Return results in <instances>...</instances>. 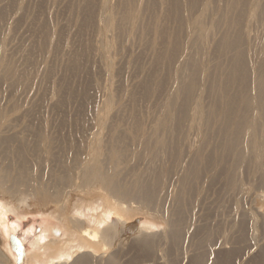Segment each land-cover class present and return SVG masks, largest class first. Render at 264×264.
Returning a JSON list of instances; mask_svg holds the SVG:
<instances>
[{
	"label": "rangeland",
	"instance_id": "rangeland-1",
	"mask_svg": "<svg viewBox=\"0 0 264 264\" xmlns=\"http://www.w3.org/2000/svg\"><path fill=\"white\" fill-rule=\"evenodd\" d=\"M249 1L0 0V204L14 226L7 237L0 223V264L76 246L89 250L83 264H264V96L254 70L264 0ZM203 5L209 48L196 26ZM226 13L253 115L215 104L211 91ZM241 119L230 149L228 122ZM94 164L115 191L81 183L78 171ZM46 224L64 229L35 255L30 243Z\"/></svg>",
	"mask_w": 264,
	"mask_h": 264
},
{
	"label": "bare ground",
	"instance_id": "bare-ground-1",
	"mask_svg": "<svg viewBox=\"0 0 264 264\" xmlns=\"http://www.w3.org/2000/svg\"><path fill=\"white\" fill-rule=\"evenodd\" d=\"M248 2L250 4L251 1L248 0ZM105 4H107V3H105ZM205 4H206V2H205ZM243 4H245V3H243ZM205 7L203 5L202 8H201V12L197 15L198 17H197V20H196V26L199 29L200 38H203L205 43H208V46L205 43L204 44L209 48L211 46V42H212V39L214 37H213V35L211 37V35H210V33H209L208 29H207L208 27L205 26L206 25L205 21L208 20L207 19L208 15H206L207 11H206ZM240 12H241V10H240ZM226 14H228V13H226ZM241 14H242V12H241ZM227 16H228V19H227L228 20V22H227L228 25H226V27H225L224 24H223V28L225 27L226 29L224 28V31L221 34L219 32L217 34L218 36L215 34V36H216L215 37V41L213 40L214 41V50L217 52V58H216V63H215L216 65H215L214 71L212 73L213 75L211 76L212 82L210 80V82H211L210 85L212 86L211 87V91L213 92V94L215 96L214 97L215 104H217L220 100L223 101L222 98H225L224 102L226 104L227 110L235 111L237 108L240 109L239 106H241V109H240V113H241L240 115L241 116L242 115H253L254 112H253V110H251V107H250L251 100H250L249 95H248V93L250 91L249 87L251 85H249V87H248V85L246 84V78L247 77L245 76V74H242L243 73V66H244V62L245 61H244V56H243V54H242V52L240 50L241 37L237 33H231L232 25H231V21H230V15L228 14ZM218 17H220V16H218ZM237 21L240 22L239 18H238ZM219 22H218V24H219ZM108 24H109V22H107V25ZM208 26H209V22H208ZM215 26H217V25L215 24ZM216 32H218V31H216ZM210 38H211V40H209ZM201 43L203 44V42H201ZM260 50H262V52L264 54V42H263L262 48ZM252 51H254V50H252ZM255 63H257V62H255ZM255 66H256V64H255ZM256 68L259 71V73H257L259 75H258V77H256V80H257V82H256V85H257L256 92L259 95L264 96V57L258 63L257 67H254V70ZM252 69H253V65H252L251 69H249V70H252ZM203 72H205V71L203 70ZM251 75H253V73H251ZM251 80H252L251 81L252 83L254 81H256L255 79L254 80L251 79ZM229 86H234V88H235V93L234 94H228ZM192 89H193L192 85H189L188 87H186L185 94H186L187 98H189V94L191 93L190 91ZM204 98H206V97H204ZM261 103L262 104H261V107H260V111H261V114H262V117H263V125H264V100ZM207 116H210V112L207 113ZM226 121H228V120H226ZM228 126L232 127V131L235 134V136H233V138H232L231 143L229 144V148L230 149H234L236 147V145L238 144V138L236 137V134L238 132H240V130H244V120L241 119L240 121H238V122H236L234 124L232 122H228ZM249 127H250V133L251 134L256 133V131L259 128V126L256 123L255 119H254V121L253 120L251 121ZM257 145H259L260 147L262 146V144H260L259 142H257ZM78 173H79L78 174L79 175L78 178L81 181V183H84V184H87V185H89L90 183H98V184H102L106 188L107 191H112V190L115 191V187L111 184V182L109 180V177H107L104 174H102V171L100 170L99 165L94 164L91 167H88L87 165H84L80 169V171H78ZM3 193L4 192H3L2 188H0V194H3ZM34 194H35V196H33L34 197L33 200H35L36 202L37 201H41L43 199L42 196L38 193V191H35ZM44 196H45V194H44ZM120 198H123V197L121 196ZM61 211H63V210H61ZM73 218L76 219V226H77V224H79L78 223L79 221H83L79 217H71V221L74 220ZM83 219H85V218H83ZM5 220H6L5 210H4L3 206L0 204V223H1L2 227H3V229H4V232L7 235V237H9V233L12 230V227H14V226L13 225L10 226L9 224H7V222ZM139 227H141V225H139L138 228ZM53 231L55 233L57 232L55 229H53ZM82 231L84 232L85 235L88 236L87 238H89L90 240H97V238L99 237L98 236V231L95 230V229L90 230V229L85 227ZM29 233L31 234L32 232L29 231ZM110 234H111V232L109 230H107L105 232V234H104L105 235V239L108 240V238L110 237ZM44 237H45L44 236V231H42L40 234L35 235L34 241L31 242V244L34 245V246H37V244L40 241H42ZM105 239L103 238V240H105ZM77 250H79V248H77V246H76V250L75 251H77ZM75 251L73 250L71 252L70 250H67L62 256L53 257V259H51L46 264H59L60 262H62V260L67 262V261L71 260L72 256L75 255V253H76ZM79 257L80 258L78 259L77 263L78 264L85 263V258L86 257L85 256H79Z\"/></svg>",
	"mask_w": 264,
	"mask_h": 264
},
{
	"label": "crops",
	"instance_id": "crops-1",
	"mask_svg": "<svg viewBox=\"0 0 264 264\" xmlns=\"http://www.w3.org/2000/svg\"><path fill=\"white\" fill-rule=\"evenodd\" d=\"M49 228H48V226H47V224L44 226V229L43 230H41L40 232H39V234L42 232V231H44V238H43V240L42 241H40L38 244H37V246H34V245H32L31 243H30V250H32V252H33V254H37V250L38 249H40V248H43L44 249V246L45 245H48L47 243H49V242H51V241H55V238H53V237H59V235H61L62 234V232L61 231H63V229H64V227H63V229L61 230V229H59L58 227H55V226H53V227H51V231L52 232H50V233H48L47 232V230H48ZM53 229H55L57 232L55 233L54 231H53ZM29 231H31L32 232V229H29L28 230V233H29ZM30 234V233H29ZM38 235V234H37ZM51 236H53V237H51ZM50 237H51V239H50ZM34 241V240H33ZM32 241V242H33ZM45 244V245H44ZM50 244V243H49ZM44 245V246H43ZM28 248V249H29ZM70 248L69 247H66V248H62L57 254H55V256H53V257H60V256H62L67 250H69ZM78 251V250H77ZM87 251H89L88 249H84V250H81V251H78V252H83V254H84V252H87ZM77 253V252H76ZM76 253H75V255H76ZM74 255V256H75ZM74 256H72V258L74 257ZM81 256H85L86 257V254H84V255H81ZM53 257H50V258H48V259H46V260H36L35 261V263L34 264H46V263H48L51 259H53ZM72 258H71V260H69V261H72V263L71 264H78L77 263V261H78V259L80 258V257H78V259L75 261L74 259L72 260ZM63 261V260H62ZM69 261H67V262H69ZM85 261H86V258H85Z\"/></svg>",
	"mask_w": 264,
	"mask_h": 264
}]
</instances>
